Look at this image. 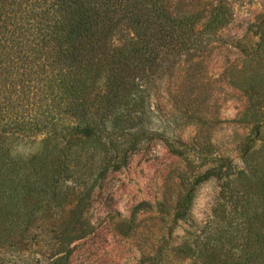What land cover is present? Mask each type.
I'll return each mask as SVG.
<instances>
[{"label":"trees","instance_id":"1","mask_svg":"<svg viewBox=\"0 0 264 264\" xmlns=\"http://www.w3.org/2000/svg\"><path fill=\"white\" fill-rule=\"evenodd\" d=\"M233 19L229 0H0V264H70L73 244L93 231V195L109 172L155 137L187 158L183 142L154 126L156 86L183 64L188 74L200 66ZM258 25L231 80L258 115L256 130L264 125V18ZM187 101L160 123L201 119L196 97ZM244 176L241 191L262 192L264 223L263 177ZM193 196L179 199L177 217ZM255 235L259 244L244 256L211 249L221 257L203 264H264V229ZM175 256L158 251L149 261L176 264Z\"/></svg>","mask_w":264,"mask_h":264},{"label":"rangeland","instance_id":"2","mask_svg":"<svg viewBox=\"0 0 264 264\" xmlns=\"http://www.w3.org/2000/svg\"><path fill=\"white\" fill-rule=\"evenodd\" d=\"M229 1L234 19L202 64L189 74L184 64L178 67L157 84L152 99L154 126L183 142L186 146H177L188 151L187 158L155 137L131 153L125 166L109 172L93 195V231L73 244L70 264H150L158 251L176 253V264H203L221 254L227 258L223 254L231 248L244 256L247 244H259L262 192L253 196L241 189L244 172L264 180V125L256 130L258 115L231 80L235 69L244 68V52L259 39L264 0ZM190 94L200 103V111L192 109L201 119L160 123L171 107L187 110ZM258 103L264 108L263 98ZM252 140L249 155L244 154L242 147ZM188 192L192 203L179 218L178 201ZM140 203L144 206L136 210ZM220 248L219 255L210 252Z\"/></svg>","mask_w":264,"mask_h":264}]
</instances>
